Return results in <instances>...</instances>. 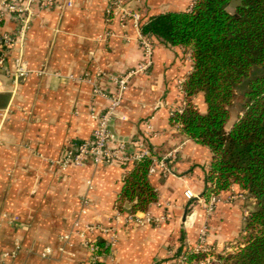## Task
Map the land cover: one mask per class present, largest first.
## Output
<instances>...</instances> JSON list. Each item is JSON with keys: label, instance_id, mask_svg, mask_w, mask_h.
<instances>
[{"label": "crops", "instance_id": "obj_1", "mask_svg": "<svg viewBox=\"0 0 264 264\" xmlns=\"http://www.w3.org/2000/svg\"><path fill=\"white\" fill-rule=\"evenodd\" d=\"M67 1L55 0L54 7L36 11L24 42L13 46L0 68V246L10 255L0 264H90L92 254L77 235L71 244L62 240L79 220L110 228L92 237L111 246L103 257L107 264H193L178 253L198 248L205 225L206 247L217 254L234 251L242 242L245 217L256 208L251 194L233 185L220 194L221 203L209 219L201 205L185 197L187 190L205 195L213 159L208 147L171 121L172 111L186 103L179 81L193 71L190 47L169 46L153 37V65L129 80L112 123L128 152L146 124L152 125L149 147L157 158H167L170 173L150 175L158 199L147 211L163 221L130 228L114 221L125 178L135 165L88 161L84 167L60 166L68 150L91 138L93 113L109 106L107 98L95 96V84L115 92L113 77L128 73L143 58L135 25L107 22L108 0H73L72 8ZM194 2L132 0L130 6L149 21L162 13L190 11ZM18 31L17 19L0 23L1 34L18 37ZM18 63L27 72L17 83ZM193 101L207 112L203 93ZM237 121L231 118L227 128ZM128 204L135 203L126 201L124 208ZM46 249L52 253L43 257ZM195 264L223 263L211 258Z\"/></svg>", "mask_w": 264, "mask_h": 264}, {"label": "trees", "instance_id": "obj_2", "mask_svg": "<svg viewBox=\"0 0 264 264\" xmlns=\"http://www.w3.org/2000/svg\"><path fill=\"white\" fill-rule=\"evenodd\" d=\"M231 2L195 0L190 11L153 16L143 27L145 35L166 45L192 49L193 71L183 86L186 106L171 121L213 154L209 187L202 197L209 200L238 184L256 200L245 222L243 242L225 254L212 248L178 253L193 264L211 258L223 264H264V0H242L237 16L225 10ZM255 67L261 73L250 80L244 113L229 129L236 90ZM199 93L207 104L204 114L193 101ZM153 156L144 158L126 176L117 205L121 212L126 201L135 203L134 213L146 212L157 201L149 180ZM95 243L99 256L95 264H107L103 257L111 253V246L99 240Z\"/></svg>", "mask_w": 264, "mask_h": 264}, {"label": "built area", "instance_id": "obj_3", "mask_svg": "<svg viewBox=\"0 0 264 264\" xmlns=\"http://www.w3.org/2000/svg\"><path fill=\"white\" fill-rule=\"evenodd\" d=\"M109 6L106 11L107 22H113L118 20L122 27L127 26L132 22L139 31V45L142 49L143 58L137 67L130 70L128 73L113 77V82L116 84V91L108 93L103 90L97 83L94 86V94L97 97H105L109 100V106L106 111L97 115L93 113V117L96 119V127L89 140L83 141L75 147L68 150L60 160L59 164L63 169H67L71 166L84 167L88 161H91L96 166L111 165L119 163L124 167H128L129 164L137 165L146 157H152L153 152L148 144V139L154 133V129L150 123L146 124V130L139 138L132 141L131 145L133 149L128 152L126 144L123 141L116 139L110 132L111 120L116 116V111L121 106L124 94L127 90L129 80L136 75L147 73L153 65L154 56V41L151 35H145L143 33V27L148 21H144L142 14L139 10L132 8V0H108ZM55 6V0H0V23H3L8 18H14L19 21L18 37L9 34L0 33V68H3L7 61L8 52L18 42H24L27 32L30 28L33 17L38 10H45ZM74 6L73 0L67 1V7L72 8ZM26 70L23 63H18L15 71V79L18 83L26 76ZM89 73L86 74V78L89 77ZM103 74L98 73L97 77H102ZM185 79L179 81V87L183 91ZM159 105H162L159 103ZM186 103L183 107L174 109L172 116L175 113H183ZM158 170H161L163 174L170 173L167 158H157L153 156V165L150 168L149 174L153 175ZM185 197L196 205H201L205 208L207 216L210 217L221 203L220 195H212L209 200H206L202 196L195 195L191 190L185 192ZM88 204V201H84V205ZM84 207V208H85ZM195 206L192 208L189 219L193 217ZM86 208L83 213H86ZM147 214L134 213L127 214L125 211L121 212L117 208L114 221L117 223H125L127 228L140 225L143 223L158 224L162 219L153 217L148 211ZM249 217L247 215L246 218ZM187 222V220L185 221ZM97 231L103 233H109L110 228L100 227L91 223L83 224L80 220L75 224L73 232L69 235L62 237V240L66 244H71L73 235H77L82 242V245L87 247L92 254L90 264H95L99 259L97 255L98 247L96 241L92 239L93 234ZM201 242L205 243L206 231L202 230ZM204 249L201 245L199 247ZM52 253L51 249H46L42 254L43 257H48ZM10 256L5 253L0 246V262Z\"/></svg>", "mask_w": 264, "mask_h": 264}, {"label": "rangeland", "instance_id": "obj_4", "mask_svg": "<svg viewBox=\"0 0 264 264\" xmlns=\"http://www.w3.org/2000/svg\"><path fill=\"white\" fill-rule=\"evenodd\" d=\"M255 68L256 69L253 70V72L251 74V77L249 79H246L242 83V85L239 86L238 89L236 90V98H235V100L233 101V103H232V105L230 107L232 122H234L237 119H239V117L244 113V109H245V106H246V103H247L246 93H247V91L249 89L250 80L252 78H255L256 76H258L261 73L260 72L261 71L260 68H258V67H255ZM195 206H196V204H195ZM204 210H205V208H204ZM189 215H191V213ZM206 215H208V214L206 213ZM207 218L209 219L210 217H207ZM248 218L249 217H247L246 219H248ZM123 225L126 227V224L125 223H123ZM203 229L206 231V234H205V242H206V236H207V233H208L207 232L208 231V226L205 225V227ZM201 245L203 246L204 249L205 248H209V247H206V244L205 243H202V242H200V244L197 246L198 248L197 247L196 248L197 249H200L199 247Z\"/></svg>", "mask_w": 264, "mask_h": 264}, {"label": "water", "instance_id": "obj_5", "mask_svg": "<svg viewBox=\"0 0 264 264\" xmlns=\"http://www.w3.org/2000/svg\"><path fill=\"white\" fill-rule=\"evenodd\" d=\"M241 5H242V0H232V2H231L230 4H228V5L225 7V10H226L229 14L234 15V16H237V14H236V10H237V8L240 7ZM113 120H114V119L111 120L109 130H110L111 134H112L116 139H118L119 141H122V140H120V139L117 137L116 133H115V132L113 131V129H112V125H113L112 123H113ZM134 206H135V204H128L127 209L124 208L125 212H126L127 214H131V213L133 212ZM186 219H187V214H186V216H185V220H186Z\"/></svg>", "mask_w": 264, "mask_h": 264}]
</instances>
